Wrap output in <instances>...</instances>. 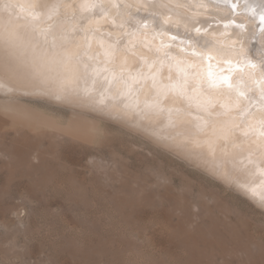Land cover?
I'll return each instance as SVG.
<instances>
[{
	"label": "rangeland",
	"instance_id": "obj_1",
	"mask_svg": "<svg viewBox=\"0 0 264 264\" xmlns=\"http://www.w3.org/2000/svg\"><path fill=\"white\" fill-rule=\"evenodd\" d=\"M33 95L0 105V264H264V208L247 195L116 119Z\"/></svg>",
	"mask_w": 264,
	"mask_h": 264
},
{
	"label": "bare ground",
	"instance_id": "obj_2",
	"mask_svg": "<svg viewBox=\"0 0 264 264\" xmlns=\"http://www.w3.org/2000/svg\"><path fill=\"white\" fill-rule=\"evenodd\" d=\"M83 3H92L97 7L91 11L85 10L80 7ZM5 4L14 7L6 10ZM53 4L62 5L54 18L55 23L47 19L45 7ZM253 7L256 17L250 11ZM10 14L13 23L19 26L21 35L30 37L39 38L38 33L32 32L33 28L49 32L50 37L51 34L71 37L73 29L95 30L94 35L89 32L93 51L97 50V40L110 43L117 36L129 33L133 34L134 39L146 38L152 49L151 57L163 55L164 52L171 54L165 60V73L169 64L174 77L177 66L182 68L187 73L190 90L198 82L204 94L231 104L233 112L240 113L235 116L237 122L243 120L248 111L252 115L247 119L252 122L264 116V107L260 104L264 98L261 95L264 90V64L261 63L260 54L264 42L255 38L260 27L259 15L264 14V0H0V24L7 23ZM233 20L235 23L230 24ZM142 24H146L147 28L141 29ZM193 24L200 28L199 35L193 31ZM239 24L246 25V29L241 31L236 27ZM76 38L81 39L80 36ZM200 52L207 54L203 61L194 54ZM122 62L123 58L117 63ZM16 63L10 58L4 37L0 35L1 106L14 108L22 104L18 94H41L67 104L93 109L98 114L143 132L156 143L201 165L264 208V202L245 187H255L258 193L264 191L261 184L264 177L256 173L257 167L264 168V160L259 158L254 145L251 149L247 145L238 148L229 145L228 156L218 147L215 156L210 155L208 135L198 133L193 126L194 121L188 122L192 121V117H185L184 122L171 126L166 112L156 114L146 106L151 105L152 97L151 94L145 95L143 90L134 92L131 97L120 96L124 86L114 82L103 97L99 88L86 94L83 81L66 82L64 75L58 73H51L47 77L21 75L14 70ZM138 66L139 60L132 57L125 65L132 73L137 71ZM113 71L119 72V68ZM224 77L228 78L227 83ZM210 81L216 82L215 87H210ZM3 97H6V101L1 100ZM162 107L182 108L183 105H173L168 100ZM251 139H256V136H251ZM250 151L255 165L245 168L240 161L247 163L245 158Z\"/></svg>",
	"mask_w": 264,
	"mask_h": 264
},
{
	"label": "snow or ice",
	"instance_id": "obj_3",
	"mask_svg": "<svg viewBox=\"0 0 264 264\" xmlns=\"http://www.w3.org/2000/svg\"><path fill=\"white\" fill-rule=\"evenodd\" d=\"M5 9L14 7L11 4H5ZM47 7V19L55 23L54 18L58 16L60 4H53ZM82 9L93 10L97 5L92 3H83ZM236 7L235 4L232 5ZM253 17L257 16L255 8L250 9ZM35 18V17H33ZM260 27L255 34V38L264 42V14L259 15ZM230 24L235 21H230ZM51 27V25L49 26ZM193 31L199 35L200 28L193 24ZM241 31L246 29V25H236ZM19 26L13 23L12 15H9L5 24H0V35L4 37V43L9 50V56L15 60L14 69L21 75L47 77L51 73L63 74L66 82L76 83L83 81L84 92H91L101 89V97L108 92L115 84L123 85L124 90L119 93L120 96L131 97L134 92L144 91L145 95L151 94L152 102L150 107L156 114L166 112L169 124L175 126L184 122L185 117H192L194 127L198 133L208 135L207 146L209 154L215 156L217 148L225 155H230L229 145L232 148L247 145L250 149L255 146V151L259 153V158L264 160V116L258 121L252 122L247 119L251 116V111L244 114V119L240 122L235 120V116L240 113H234L233 106L229 103L219 102L212 96L204 94L199 89V83L189 89V80L187 73L177 66L176 75L173 76L171 64L167 66L165 73V60L169 59L171 54L164 52L163 55L156 54L150 56L152 49L147 39L140 40L133 37V34L117 36L112 42L97 40V50L93 51L92 42L89 39V32L95 34V30L73 29L71 37L61 34L57 37L44 30L32 29V32L38 33V37L21 35ZM140 28H147L146 24L140 25ZM227 30V26H226ZM77 36L81 39L77 40ZM175 39V37H173ZM215 47V45H213ZM159 53V49H157ZM199 55L203 61L207 55L205 52L194 53ZM261 63L264 64V47L260 50ZM103 57L101 60L100 58ZM129 57L137 58L139 66L135 73H132L125 67L129 63ZM123 58V62H117ZM211 57H209L210 59ZM119 68V72L113 71ZM127 73V75H125ZM227 77L224 82L227 83ZM215 81H210V87H215ZM229 87L231 85L229 84ZM264 97V90H262ZM170 100L173 105L182 104L183 107H168L162 105ZM124 103V101H121ZM264 107V98L260 100ZM195 110V112H193ZM255 135L256 139H251ZM239 141V143H238ZM249 141H251L249 143ZM252 151L246 157L247 163L240 161L243 167L255 165L251 158ZM256 173L264 177V168H256ZM256 173H253L254 175ZM264 185V180L261 181ZM248 191L258 196L261 202H264V191L257 192L255 187H248Z\"/></svg>",
	"mask_w": 264,
	"mask_h": 264
}]
</instances>
